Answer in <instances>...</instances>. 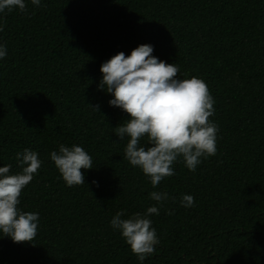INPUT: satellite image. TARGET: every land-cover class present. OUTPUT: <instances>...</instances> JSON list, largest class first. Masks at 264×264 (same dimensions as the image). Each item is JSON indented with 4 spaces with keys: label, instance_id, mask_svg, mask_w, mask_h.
Here are the masks:
<instances>
[{
    "label": "trees",
    "instance_id": "1",
    "mask_svg": "<svg viewBox=\"0 0 264 264\" xmlns=\"http://www.w3.org/2000/svg\"><path fill=\"white\" fill-rule=\"evenodd\" d=\"M26 4L0 13V167L17 174V153L39 154L18 205L39 223L31 242L0 234V264H264V0ZM143 44L176 64L178 79L208 85L219 128L215 156L195 171L178 158L155 188L125 158L128 138L115 135L129 115L99 88L101 64ZM61 144L92 157L84 185L67 186L51 160ZM153 191L168 194L162 207ZM183 195L193 207L182 206ZM151 206L160 243L141 262L110 221Z\"/></svg>",
    "mask_w": 264,
    "mask_h": 264
},
{
    "label": "clouds",
    "instance_id": "2",
    "mask_svg": "<svg viewBox=\"0 0 264 264\" xmlns=\"http://www.w3.org/2000/svg\"><path fill=\"white\" fill-rule=\"evenodd\" d=\"M31 3L39 7L41 0ZM14 9L26 12V0H0V13ZM3 30L0 26V32ZM153 51L152 45L143 44L128 56L119 52L103 62L99 88L113 96L110 106L129 115L125 123L115 128V135L119 140L128 138L125 158L132 166L141 168L155 188L165 177L174 175L172 166L178 158L182 157L185 166L195 171L202 158L215 156L219 128L209 120L215 111V101L208 85L196 77L178 79L179 67L159 60L152 55ZM6 55V46L0 45V59ZM90 107L99 112L98 105ZM145 137L147 144L142 145ZM50 157L69 187L84 185L81 169L93 168L92 157L81 146L61 144L59 151L51 152ZM16 159L21 172L10 174V164L0 167V234L15 243L31 242L37 235L39 214L21 211L19 197L42 161L30 149L17 153ZM149 195L161 207L169 198L165 192L153 191ZM181 204L193 207L194 197L183 195ZM152 214L159 215V207H148L145 213H135L127 219H122L121 210L110 221L141 262L160 243L149 219Z\"/></svg>",
    "mask_w": 264,
    "mask_h": 264
}]
</instances>
